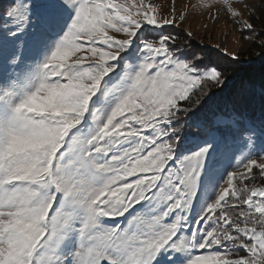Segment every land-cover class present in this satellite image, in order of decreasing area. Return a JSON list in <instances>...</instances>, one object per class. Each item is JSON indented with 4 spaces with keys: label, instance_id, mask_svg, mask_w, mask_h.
I'll return each instance as SVG.
<instances>
[{
    "label": "snow or ice",
    "instance_id": "obj_1",
    "mask_svg": "<svg viewBox=\"0 0 264 264\" xmlns=\"http://www.w3.org/2000/svg\"><path fill=\"white\" fill-rule=\"evenodd\" d=\"M193 7L239 88L176 0H0V264H264V3Z\"/></svg>",
    "mask_w": 264,
    "mask_h": 264
},
{
    "label": "rangeland",
    "instance_id": "obj_2",
    "mask_svg": "<svg viewBox=\"0 0 264 264\" xmlns=\"http://www.w3.org/2000/svg\"><path fill=\"white\" fill-rule=\"evenodd\" d=\"M157 2L163 3L167 8L171 0H157ZM246 2L249 5L258 6L264 3V0H246ZM197 3L198 0H176L177 14L179 15L182 11L187 12V19L180 25L179 31H192L194 41L205 47H214L217 43H220L225 45L229 52L240 53L241 57L250 52L251 44L242 42L235 25L230 22L223 12L220 13L219 20H213L208 13L193 7Z\"/></svg>",
    "mask_w": 264,
    "mask_h": 264
},
{
    "label": "trees",
    "instance_id": "obj_3",
    "mask_svg": "<svg viewBox=\"0 0 264 264\" xmlns=\"http://www.w3.org/2000/svg\"><path fill=\"white\" fill-rule=\"evenodd\" d=\"M178 30V29H177ZM179 31V30H178ZM260 52V49H258V48H251L250 49V52L247 54V53H245L242 57H241V59L242 60H244V61H252V60H255V61H257V63L256 64H254V65H252L251 66V68L249 69V70H247V71H243V72H241V74L237 77V80L234 82V84H233V86H232V88H233V90H235V89H237V88H239L240 87V84H241V81L243 80V79H246L249 75H250V73L251 72H253V71H259V68H260V62H259V57L256 55V53H259Z\"/></svg>",
    "mask_w": 264,
    "mask_h": 264
}]
</instances>
